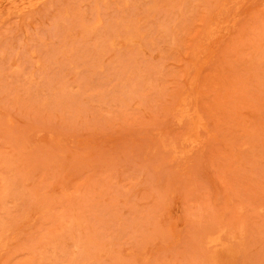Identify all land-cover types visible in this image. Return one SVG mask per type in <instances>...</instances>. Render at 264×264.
I'll use <instances>...</instances> for the list:
<instances>
[{
	"label": "rangeland",
	"instance_id": "1",
	"mask_svg": "<svg viewBox=\"0 0 264 264\" xmlns=\"http://www.w3.org/2000/svg\"><path fill=\"white\" fill-rule=\"evenodd\" d=\"M0 264H264V0H0Z\"/></svg>",
	"mask_w": 264,
	"mask_h": 264
}]
</instances>
